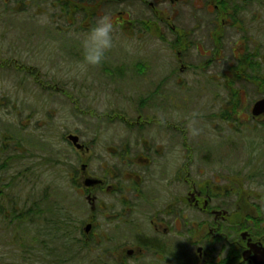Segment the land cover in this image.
<instances>
[{"label":"flooded vegetation","instance_id":"obj_1","mask_svg":"<svg viewBox=\"0 0 264 264\" xmlns=\"http://www.w3.org/2000/svg\"><path fill=\"white\" fill-rule=\"evenodd\" d=\"M10 1L0 0V108L4 106L14 120L19 118L16 124L22 131H31L36 110L32 99L40 88L39 92L47 99L45 104L49 105L43 121L48 135L51 99L55 93L69 99L64 104L79 105V110L92 117L90 143L82 141L78 129L69 130L65 125L64 165L67 172H74V182L82 200L78 218L84 235L80 231L83 237L80 242L95 252L98 260L94 264L104 258L116 259L118 264H264V201L251 195L250 190H244V186L232 187L225 166L219 163L213 167L217 171L207 172L200 167L196 171L197 149L188 139L183 145L186 153L182 154L178 109L181 93L176 90L177 84L184 81L185 72L193 68L196 72L199 70L198 77L207 78L201 94L206 93L205 84L208 83L214 88L210 90L214 96L219 97L224 88L227 97V90L231 91L233 86L229 82L250 81L247 74L242 73L255 66L249 61L250 47H264V0H170V4L168 0H55L54 8L64 15L71 3L75 10L80 7L88 16L91 14L90 21L111 16L118 27L116 30L129 41L130 47L131 42H135L141 50L151 34L160 48L171 50L176 56L168 75L153 76L157 67L156 63L153 65L151 75L144 79L146 89H122L119 81L132 69L125 58L118 61L107 58L98 66L102 68L104 79L101 88L113 95L103 92L106 106L84 109L81 108L84 85L80 87L81 84L76 83L78 91L74 90L77 93L74 96L68 88L57 83L53 85L55 77L40 68L49 63L37 60L42 51L36 50L42 46L41 43L33 45L32 40L41 39L40 35L51 37L52 32L45 23L43 26H35L34 22L31 23L34 27H14L17 34L27 36H18L17 42H2L6 34L1 27L4 8L8 13L35 19L45 13L42 5L48 0H13L12 8ZM164 3L171 8L165 9ZM75 10L70 8L69 11ZM8 26L9 23H5V30ZM92 26L88 24L83 29L89 30ZM234 31L239 37L235 40L238 47H232V52L238 53H234L235 60L231 62L225 56L223 41ZM196 34L200 35L198 40ZM194 49L199 50L201 56L209 57L197 59L191 53ZM63 51L59 49V54L66 59ZM73 56L77 57V63L82 62V48ZM129 63L135 64L139 72L148 68L146 60ZM176 66L183 73L182 77L176 74ZM212 67L219 68V73L206 75ZM257 77L263 78L264 70ZM112 88L116 89L118 101ZM233 94L236 103L245 95L241 89ZM25 100H28L27 106L20 104ZM121 100L125 105H118ZM220 117L228 120L227 116ZM252 117L256 121L264 120V114ZM71 134L79 137L83 149L76 148L69 138ZM0 136V164H9V159H24L25 153L32 149L31 140L28 143L18 132L4 130ZM202 157L209 159L211 164L217 161H213L210 153ZM16 178L13 177V184ZM34 195L33 192L32 206L43 205L46 212L50 204L49 200L46 203L49 190L42 195L41 203L34 202ZM34 222L46 224L45 219ZM65 236V242L80 243L73 235ZM29 245L33 252L50 254L47 239L35 240ZM66 251L68 247L65 254Z\"/></svg>","mask_w":264,"mask_h":264},{"label":"rangeland","instance_id":"obj_2","mask_svg":"<svg viewBox=\"0 0 264 264\" xmlns=\"http://www.w3.org/2000/svg\"><path fill=\"white\" fill-rule=\"evenodd\" d=\"M54 1L48 0L46 4H41L45 13L43 12L41 16L35 19L32 16L28 17L26 15L25 17L20 13H8L4 8L5 18H3L1 27L4 34L5 32L6 34L2 42L4 44L12 43L13 41L17 42L18 36L24 38L27 36V34L23 33L17 34L15 29L17 26L26 27L29 25L28 27H34L31 23H37L35 26H43L45 23L52 32L51 37L40 35L41 39L32 40L33 45L41 43L40 45L42 46V49L36 50L42 51L37 60H43L45 64L49 63L48 66L40 68H42L44 73L55 77L56 81L53 82V85L57 83L61 87L68 88L75 94L74 96L77 95L75 91H78L76 83L78 85L81 84L80 87L84 85L85 88L82 89L84 94L82 109L87 106L104 107L107 105L105 104L107 99L103 92L113 94L101 88L104 80L101 73L102 68L90 67L84 70L81 67V61L79 60L80 63H77V57L73 56L77 50L80 51V48H82L81 38L88 31L84 30L83 27L88 24H94L99 18L90 21L91 14L88 16L87 12L80 7L75 10V5L71 3L69 9L67 7V14L64 15L58 8H54ZM168 3L170 4L171 1L168 0ZM168 3L162 5L167 10L171 8L166 7ZM13 5L14 2L11 0L10 7L12 8ZM70 8L74 9L75 12L69 11ZM104 10L109 13L107 7ZM67 17L70 18L69 21ZM5 23H9V26H13V28L8 26V29L5 30ZM235 32L228 33V37L223 41L226 48L225 56L231 62L235 60L234 53H238L237 51L232 52V47H238L235 40L238 39L239 35ZM201 33L204 36V32L202 31ZM196 36V40H198L200 35L196 34ZM116 37L117 43L109 52L107 58H112L114 61L125 58V61H128L132 69L119 81L122 89L133 87L146 89L144 79L151 75V69L155 63L157 67L152 73L154 74L153 76L170 74V70L176 62V56L173 51L160 48L159 42L154 35L148 34L141 50L140 46L135 42H131L130 47L128 45L129 41L120 35L117 30ZM50 41L51 43L49 44ZM59 49L64 50L63 53L66 59L61 57ZM211 52L213 53L214 51ZM248 52L252 53L249 61H252L255 66L251 67L253 66L251 63V68L242 74H247L250 81H242V83L238 84L229 82V84L233 85L231 88L233 91L241 89L245 94L243 99H238L239 104L235 102L232 90H227L228 94L225 97L226 89L222 88L220 96L216 97L210 91L214 90V88H211V84L208 83L205 84L206 93L201 94L207 78L198 77L197 72L199 70L196 72L195 68L192 71L185 72L184 81L179 82L176 89L181 93L178 98V109L180 112L179 136L182 154L186 153L183 147L186 139L189 140V144H195L197 149L196 164L194 165L196 171L199 170L198 167L205 168L204 170L207 172L211 170L217 171L213 167L219 163L225 166L226 172H224L227 173L232 187L244 186L247 189L251 188V195L261 199L260 193L264 192V120L256 121L252 117L251 108L257 100L264 96V77H257L264 70V47L254 49L250 47ZM191 53L199 60L209 57L201 56L200 51L196 49L191 51ZM32 55L34 57V53ZM141 59L146 60L148 68L139 72L138 68L133 66L135 64L129 62L135 63ZM116 64L118 65V62ZM243 64H246V62ZM176 69V74L182 77L183 73L179 72L177 66ZM218 73L219 68L212 67L207 70L206 75ZM7 74L5 71L4 75ZM170 87L172 89V86ZM37 89L35 98L32 99L35 102L36 110L31 131L30 129L22 131L16 124V122L20 121L19 118L16 117L14 120V116L8 115V110L4 106L0 108V133L4 132V130L9 133L18 132L20 138H24L28 143L31 140L32 148L31 151L25 153L26 157L24 159H16V161L9 159V167L0 174V264H94L95 260H98L94 257L93 253L95 252L92 253L90 246L86 248L84 242H80L83 238L80 231L84 235V227L80 224L78 218L79 211L82 210V200L79 197L76 182H74V172L72 174L70 171L67 172L64 165V155L67 152L65 142L67 129L65 125L67 124L68 128H70L69 130L78 129V134L81 135L82 141L90 143L93 138L92 117L79 110V105L77 107L76 104L71 102L64 104L69 99L64 96L61 98L58 93H55L51 99V130L48 135L43 121L45 120V114H48L49 105L45 104L47 99L39 92L41 89ZM111 91L115 94L116 89L112 88ZM119 99V96L116 95L115 100L118 101ZM22 103H25V106L29 104L28 100L20 102V104ZM118 105H125V103L121 100ZM10 113L12 112L10 111ZM220 115L224 118L227 116L228 120H221ZM192 129L198 130V134L192 135ZM47 137H49V142H47ZM13 145L14 142L11 141L10 146L13 147ZM71 151H74V149H71ZM207 153L213 156V161H217L212 164L209 163V159L202 157L207 155ZM83 156L88 158L86 154H83ZM225 168L222 170H225ZM78 169H80L79 166ZM22 172H24L23 175ZM217 174L219 173L217 172ZM13 177H17L14 184L12 181ZM11 184L12 186H10ZM47 190H49L50 194L46 198V203L47 200L50 202L47 205L48 209L50 211H52V207L57 209L54 218H58L63 223L66 216L74 215L77 222L75 227L73 224L71 229H64L62 224L59 230L52 232L50 219L53 216L49 210L48 214L44 212L49 219L46 221L45 226L43 223L33 221L29 223L28 221L16 219L15 205L19 209L28 210V208H32L33 192L35 194L34 202L39 201L41 203L42 195ZM84 209L87 210V207L84 206ZM43 227H45V230L48 229V233ZM43 231L47 234H43ZM65 233L73 235L75 240L80 243H73L71 240L65 242L67 239ZM43 239L48 241L49 255L43 252L38 253V250L33 252L30 249V242L35 240L36 242H41ZM75 244H77L76 247ZM66 247H68V251L65 254ZM99 264H118V261L113 258H104L100 260Z\"/></svg>","mask_w":264,"mask_h":264},{"label":"clouds","instance_id":"obj_3","mask_svg":"<svg viewBox=\"0 0 264 264\" xmlns=\"http://www.w3.org/2000/svg\"><path fill=\"white\" fill-rule=\"evenodd\" d=\"M116 43V26L111 16L104 15L97 19L81 38L83 52L81 67L87 70L90 67L102 66ZM196 134L198 130L192 129V135Z\"/></svg>","mask_w":264,"mask_h":264},{"label":"trees","instance_id":"obj_4","mask_svg":"<svg viewBox=\"0 0 264 264\" xmlns=\"http://www.w3.org/2000/svg\"><path fill=\"white\" fill-rule=\"evenodd\" d=\"M8 164L7 163H3V164H0V174L6 170L8 168ZM13 181V179H12ZM12 186V184L10 185ZM247 189L244 187V190ZM247 190H250L251 194H252V189H247ZM260 197L262 198V201L264 199V192L260 193ZM14 210L16 211V219L19 220V221H28L29 223L30 222H34V221H39V220H43L45 219V221L49 220L48 219V210L50 211V209H47L46 212L47 214H44V207L42 208V206H32V208H28V210H22V209H19L17 208V206L15 205L14 207ZM52 211V218L50 219V224H51V228H52V232L56 231V230H59L61 228V225L63 224V228H68V229H71V227L73 226L74 224V227L75 225H77V222H76V219H75V216L74 215H69V216H66L65 220L63 223H61L58 218H54V215H55V211L57 209L53 208L51 209ZM3 212V211H2ZM75 221V222H73ZM47 228V227H46ZM48 229H46L45 231L47 232ZM48 233V232H47ZM43 231V234H47ZM65 234H68V233H65ZM31 249V248H30ZM31 252V251H30ZM28 253V251H27Z\"/></svg>","mask_w":264,"mask_h":264},{"label":"water","instance_id":"obj_5","mask_svg":"<svg viewBox=\"0 0 264 264\" xmlns=\"http://www.w3.org/2000/svg\"><path fill=\"white\" fill-rule=\"evenodd\" d=\"M253 115L254 116H259L261 114H264V98L263 99H260L258 100L255 104H254V107H253ZM73 142L74 144L79 147V148H83L82 145H80L78 143V140H79V137L76 136V135H70L69 137Z\"/></svg>","mask_w":264,"mask_h":264}]
</instances>
